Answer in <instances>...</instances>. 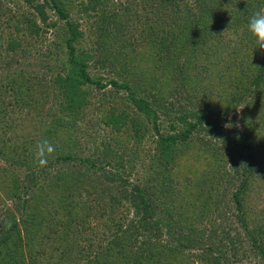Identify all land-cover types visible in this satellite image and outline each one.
Returning <instances> with one entry per match:
<instances>
[{
	"label": "trees",
	"instance_id": "1",
	"mask_svg": "<svg viewBox=\"0 0 264 264\" xmlns=\"http://www.w3.org/2000/svg\"><path fill=\"white\" fill-rule=\"evenodd\" d=\"M3 1L0 0V29L6 28L7 34L4 39L0 36V57L7 70L0 76H4L0 82V106L4 101H9L8 106L12 100L24 103L27 97L32 102L31 111L36 113L33 121L48 124L42 139L56 146L55 164L60 162L63 166H46L44 170L50 169L51 174L47 184L41 187V194L35 192L27 200H22L18 192L19 181H13L12 185L0 182L6 198L20 200L3 212L0 264H68L66 260L52 262L56 252L72 257L70 264H172L170 258L177 261V253L183 255V251L202 243L206 234L200 228L201 220L218 209L217 203L225 190L238 211V221L245 228L253 251L264 258V139L259 140V153L244 140L255 137L252 132L257 135L264 130V50L257 48L247 29L248 18L264 8V0H195L192 8L184 0L118 1L113 12L100 11L101 18L92 32L94 40L90 39L92 46L88 48L79 43L85 37L83 31L68 20L72 1L60 5L57 0H22L28 5L26 11L19 6L16 11L3 8ZM99 2L107 3L88 0L81 10H92ZM48 6L57 12L58 25L49 23ZM51 26L60 27L50 31ZM143 30L145 35L138 42L136 32ZM46 34L53 40H48L50 47L45 49V55L49 57L58 50V55L65 56L62 61L58 58L60 68L55 73L50 64L46 63V69L41 68V62L40 68L31 65L38 52L30 48L31 43L40 42L38 37ZM221 41L223 51L235 62V71L224 85L226 107L235 109L245 103L242 133L226 142L240 151L236 154L237 150L220 141L226 147L223 153L218 150L217 155L221 163L229 159L232 172L222 176L223 191L208 188L205 205L190 211V207L181 203L176 206L169 203L166 189L177 183L172 179L171 186L165 165L172 164L183 150L194 147L190 138L195 129L211 131L218 119L217 113L203 107L207 95L198 84L205 78L204 64L197 62H201L205 51L218 52ZM147 55L153 57L152 69L158 72L157 77L169 74L171 80L176 78L172 81V92L184 93L191 100L184 98L177 110V122L167 132L159 130L157 123V113L166 111V101L159 98L160 87L155 84L147 86V91L141 89L146 81L137 75L144 71L141 63ZM14 57H20L29 69L21 68L14 74L10 70L15 64ZM95 57L100 68L105 63L119 65V77L108 81L115 89L123 88L132 107L150 122L148 125L143 126L141 115L129 116L128 110L118 109L102 93L93 101V86L101 91L106 84L101 77L90 76L89 61ZM195 74H199L198 79ZM179 76L187 82L192 77L193 85L184 81L179 84ZM139 86L141 93L136 91ZM151 90L154 91L149 93ZM50 103L56 109L47 108ZM15 121L12 117L11 125L6 123L2 127L0 156L3 159L16 156L12 161L22 157L19 165L24 159H28L25 165L29 161L37 163L29 137L7 134ZM99 138L101 141L97 143ZM112 138L114 143L110 144ZM89 144L93 146L92 153L98 152L100 145L99 158L94 159L85 150ZM75 158L81 166L86 165L84 171L81 166L69 164ZM113 161L116 165L107 169ZM143 172L147 175L158 172V179L151 184L144 182ZM33 173L26 176L27 189L34 185ZM134 174L144 184L131 183L128 177ZM180 184L175 191L182 193L185 187ZM45 192L50 193L46 201L42 199ZM171 192L174 194V190ZM66 206L73 210L63 213ZM53 213L68 218L54 220ZM162 230L169 235L167 241L160 238ZM44 247L49 250V257H43ZM203 249L201 259L219 264L223 251L216 253L213 246ZM170 254L172 257H166ZM177 262L181 264L180 260Z\"/></svg>",
	"mask_w": 264,
	"mask_h": 264
},
{
	"label": "rangeland",
	"instance_id": "2",
	"mask_svg": "<svg viewBox=\"0 0 264 264\" xmlns=\"http://www.w3.org/2000/svg\"><path fill=\"white\" fill-rule=\"evenodd\" d=\"M72 1V7H70L69 11V21H74L83 31L84 38L79 41L80 44H84V47L88 48L92 46V43L90 42V39L93 41L94 36L92 34L93 31L96 29V24L101 18L100 11H103V9H108L113 12L115 10V5L118 3V1L123 0H106L107 3L99 2L94 9L82 11V4H85L88 2V0H57L60 5H62L64 2ZM186 1L187 5L191 8L193 7L195 0H184ZM39 2H42V0H39ZM237 3V2H236ZM235 3V4H236ZM68 4V3H67ZM16 6H19V8L23 11L28 10V5L24 3L22 0H5L2 3V7L6 8L9 7L13 11H16ZM194 11L193 9H191ZM47 13L49 14V23L50 22H56L58 25V22L60 18L57 15V12L53 10L50 6L46 8ZM99 11V12H98ZM189 19V18H188ZM65 20V19H64ZM191 20V19H189ZM104 22V21H102ZM60 23H63L60 21ZM62 26V25H60ZM60 26H51L50 31L52 30H59ZM165 24L163 23L161 28L164 30ZM145 30L136 32V39L139 42L142 35H145ZM7 29H0V36L2 39L6 37ZM48 34L43 35L42 37H38L40 42L37 41L36 44L31 43V47L33 51L36 53V50L38 52L36 53V56L33 60V63L31 64L35 68H40L39 62H41L43 65L41 68L46 69V63L50 64L53 68L51 71L53 73L58 70L59 67V61H62L64 59V54L60 53L58 55V50H56V53L53 55L47 57L45 55V49L50 47V42L48 40H53V37L48 38ZM48 38V39H47ZM213 41V40H212ZM88 42L89 44H87ZM214 42V41H213ZM86 43V44H85ZM221 48H219L218 52H212L211 50L205 51L202 59H200L201 62L200 65H203L202 70V76L205 77L202 80H200L199 89H201V92L206 93L207 97L204 100L203 107L205 110L209 109L208 112L211 113H217L218 119L215 122V125L210 128L211 131H205L204 130H194V133L192 134L190 138V145L193 144L194 147L191 149L183 150L178 156H176L175 161H172V164L165 165L166 169V175L169 176V181L172 186L171 180L175 181V183L181 185L184 188V191L182 193L176 192L175 188L177 184L171 187V189L167 190L169 194L167 193V198L170 199L169 203L174 204L175 206L179 203L186 205L190 207V211L193 209L198 210L200 207L204 206L205 203V192L209 188V190L214 192H220L223 191L225 186H222V176L224 174H228L232 172V163L229 161V159H226V163H221L220 158L217 155V151L223 153L225 149V145L223 143L221 144L220 141H224L226 143L228 140L232 138H236L238 134L242 133V108L244 106V102L240 105H237L235 109H228L226 107L225 102V92H224V85L229 82V78L231 76V73L235 71V62L234 60L227 55L226 52H224V43L221 41ZM43 51V53H41ZM152 56L147 55L146 57H143V62L141 63L144 71H139L137 75L143 76L146 82L145 85H142L141 89L144 88V90L147 91V86H153L155 84H158L160 87L159 91V98L162 100H165L166 103H164V107L166 108L165 112H158L157 114V123L159 130L167 132L170 129V125L173 124L176 121V117L178 115L177 110L180 109V106H182L185 99L188 101H191L189 98H187L186 94H178L173 93V86L176 78L174 80H171L170 75L168 74H162L158 76V72H156L154 69H152ZM153 58V57H152ZM3 57H0V76L3 75L4 71L7 70L6 67L3 64ZM15 60V61H14ZM15 64L11 66L10 70L15 72H19L21 68H27L29 69L23 62L20 57H14ZM19 61V62H18ZM18 62V63H16ZM118 64V63H117ZM30 66V65H29ZM45 66V67H44ZM89 71L90 76L92 78L101 77L102 82H106L104 85V89L99 91L95 86L91 89L92 95L94 96L93 101L98 99L100 97V93H102V96L106 97V99H109V102L114 103L116 107L120 110L126 109L128 110L129 116L135 115L137 118L143 120V126L148 125L150 122L146 120V117L143 114H140L135 110L134 107H132L131 103L127 99L126 92L123 91V88L115 89L111 86L109 79L117 78L121 74V69L118 66H113L109 63H105L104 68H100L99 64H96V57L93 60L89 61ZM156 72V73H155ZM123 74V73H122ZM51 75V73H50ZM197 75V79L199 78V74ZM184 76V75H180ZM178 79V83H182L183 81L186 82L188 86L193 85L191 82V78L187 82V80L184 77H180ZM4 77V76H3ZM3 77H0V82L4 81ZM137 77V76H136ZM194 77V76H193ZM104 79V81H103ZM138 80V79H137ZM196 81V78H194ZM171 82V83H170ZM166 85H165V84ZM137 87L136 91L138 93H141L142 90ZM151 90L149 93H152ZM144 92V91H143ZM26 97V96H25ZM111 98V99H110ZM185 98V99H184ZM12 99V98H10ZM48 100V99H47ZM14 105L8 106V102L3 103L5 107L2 105L0 106V135L2 127H5L6 123L10 124V119L14 117L16 119L15 126L10 128V132H8V135H16L20 137H29V140L32 144V147L34 148L33 153L35 154V145L39 138L42 139V137L45 135V127L48 126L47 123H41L34 122L33 118L36 113H33L31 111L32 108V102L29 103V99L26 97L25 102L23 103H17L16 100H12ZM47 102H45V105ZM38 106V105H37ZM51 111L53 109H56L55 104H49L46 106ZM7 110H10L9 112ZM46 120H49L50 118L48 116H45ZM11 125V124H10ZM227 125V127H226ZM57 131H59L57 129ZM163 133V132H162ZM65 134V133H64ZM63 135V134H62ZM102 135V132H100V136ZM255 137L251 138H244V140L251 146L252 150L258 151L259 146V140L264 139V130L262 132H259L257 135L253 134ZM1 135L0 137H2ZM123 138H126V134L123 135ZM13 139V138H12ZM114 143V139L112 138ZM101 140L100 138L97 140V143H99ZM152 144L153 142L150 141ZM85 150L92 154L94 159H97L100 157L99 154H101V148L99 145L98 152H93L94 150L91 144H89ZM228 145L227 147L234 150H237L236 147H233V145L228 142L226 143ZM114 146V145H113ZM126 146V143H123V147ZM239 149V148H238ZM240 150H237L236 154ZM57 150L55 153L49 158L47 166L50 168H56V167H62L61 163L55 164L54 159L56 158ZM245 150H243V155H245ZM84 154H87L84 152ZM95 154H97L95 156ZM16 157V156H15ZM12 156H8V158L3 159L0 156V182H7L12 185V182L19 181L21 184L19 186V194L21 195L22 200L30 199L34 193L40 192L41 194V187L45 184H47V181L49 180V176L51 175L49 170H44L45 167H40L38 163H31L29 161V165L25 163L28 161V159H24L22 161L23 163L19 165L22 157L16 158V162L12 161ZM227 158V157H226ZM53 160V161H52ZM223 161H224V155H223ZM149 160L147 159V164ZM33 164H37L36 166H32ZM69 164L73 167H80L81 163L78 159H74L73 162H69ZM116 163L113 161L110 166H106L107 169H112ZM86 166V165H85ZM84 165L81 166V170L84 171ZM31 172L34 174V185L29 186L28 188V177H26L28 174H31ZM163 172V173H165ZM145 174V172H143ZM154 173V172H153ZM158 172L154 173V175L145 174L144 182L148 181L149 184L151 182H156V174ZM90 175V174H88ZM126 174L123 173V176ZM143 176L140 174V177ZM158 176V175H157ZM6 180V181H4ZM116 180H120L117 178ZM128 180L131 183H135L139 186L144 184L143 181L139 180L137 178V175H130L128 177ZM16 182V183H17ZM31 185V184H30ZM174 190V194L173 191ZM48 192H45L42 194V199L44 201L50 199ZM230 194L227 193V190L223 193L221 196V199L217 203L218 209H214L212 213H210V216L207 218H203L201 221H203L200 225V228L205 229V237L204 240H202V243L199 244V246H195L194 248H191L190 250L183 251V255L181 253H177V261H181V264H211L210 261L203 260L200 258L201 253L204 252L203 247L207 246H213L215 248L216 253L223 251L224 254L222 255V258L219 260V264H264V258L260 257L259 255H256L253 251V246L248 239L247 236H245V228L242 227L241 223L238 221V211L234 207L233 203L229 201ZM41 197V195H40ZM52 198V197H51ZM43 201V202H44ZM20 203V200H16V198L8 199L5 197V194L3 190L0 188V225H1V219L5 218L3 217V212L6 208L15 206V204ZM206 202V201H205ZM262 207V204L259 205ZM258 206V208H259ZM73 208L70 206H66L63 213H67L72 211ZM219 210V211H218ZM218 211V212H217ZM18 213V212H17ZM133 215V214H132ZM206 215V214H205ZM131 216V214H130ZM134 216V215H133ZM52 219H57L58 217H64L65 219L68 218L67 215H60V213H53L51 215ZM132 217V216H131ZM207 222V223H206ZM251 222V221H249ZM161 239L167 241L169 238V235L162 230L161 231ZM86 245V244H85ZM43 257H49L48 249L45 248ZM112 255V253H111ZM164 256V255H163ZM171 256L167 255L166 257ZM172 257V256H171ZM72 257H66L63 256V253L56 252L54 257H52V262L55 261H61L66 260L68 264L71 263ZM82 258V256L80 257ZM27 257V261H28ZM171 261H173L172 264H175L177 262L176 260H173L170 258ZM31 263V261L29 262ZM79 264V262H77ZM180 264L179 262H177ZM32 264V263H31Z\"/></svg>",
	"mask_w": 264,
	"mask_h": 264
},
{
	"label": "clouds",
	"instance_id": "3",
	"mask_svg": "<svg viewBox=\"0 0 264 264\" xmlns=\"http://www.w3.org/2000/svg\"><path fill=\"white\" fill-rule=\"evenodd\" d=\"M247 29L255 38L257 48L264 50V8H260L248 18ZM55 151L56 146L50 140L38 141L35 145V160L38 165L46 167Z\"/></svg>",
	"mask_w": 264,
	"mask_h": 264
}]
</instances>
